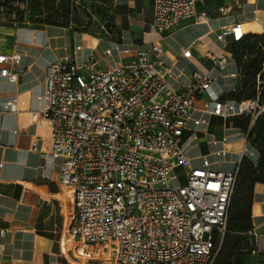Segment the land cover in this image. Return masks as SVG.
I'll return each instance as SVG.
<instances>
[{
  "label": "built area",
  "instance_id": "1",
  "mask_svg": "<svg viewBox=\"0 0 264 264\" xmlns=\"http://www.w3.org/2000/svg\"><path fill=\"white\" fill-rule=\"evenodd\" d=\"M34 1L0 0V25L31 24ZM197 3L153 0V30L164 34L185 21H207L208 16L198 14ZM218 12L227 15L228 9L221 6ZM101 33L115 37L107 26ZM245 36L240 22L216 33L224 47L228 38L240 42ZM133 47L116 43L120 62L96 69L95 57L79 59L82 46L75 45L73 53L47 65L44 92L35 97L42 107L32 112L33 120H47L52 141L51 152L42 154L45 167L57 164L54 180L72 192L68 234L83 250L106 244L110 264H215L241 160L224 165L231 143L227 135L212 137L207 153L198 148L200 135L207 134L213 117L250 116L252 126L264 113L263 79L257 75L255 97L230 98L231 92L212 90L228 64L225 55L212 59L211 72L195 69L187 76L176 62L163 60L159 43ZM191 55V47L181 53L186 59ZM21 61L20 52L0 53V85L17 82ZM241 73L237 66L227 76L234 83ZM25 105L26 100L11 96L0 113L19 114ZM245 139L248 143L247 134ZM178 168L185 169V184ZM247 235L255 243L260 240L254 230Z\"/></svg>",
  "mask_w": 264,
  "mask_h": 264
},
{
  "label": "crops",
  "instance_id": "2",
  "mask_svg": "<svg viewBox=\"0 0 264 264\" xmlns=\"http://www.w3.org/2000/svg\"><path fill=\"white\" fill-rule=\"evenodd\" d=\"M152 2L111 0L109 5L114 15L111 26L116 32L112 40L101 32L78 31L71 26L0 25V53L20 52L23 66L17 82L1 83L0 112L8 97L18 95L26 100L21 113H0V229L4 230L0 238V264H110L112 260L106 244H95L83 250L79 241L68 234L72 192L54 180L59 172L57 164L49 170L45 167L42 154L52 150L50 128L46 119L33 120L32 112L42 107L35 97L44 92L45 69L50 62L73 53L75 45H81L78 58L84 60L93 55L96 69H105L120 62L116 43L149 48L156 42L164 48L163 60L167 64L176 62V67L187 76L195 69L211 72L213 58L228 57L226 68L213 83L215 94L230 93L234 84L237 88L241 85L242 76L234 83L227 76L237 68L232 58L231 39L228 38V45L224 47L216 39V33L234 22H240L246 34L264 33V0H198V14L209 19L199 23L185 21L164 34L156 33L151 26ZM221 6L228 9L227 15L218 12ZM188 47L192 49L191 57L182 58L183 49ZM107 48L112 50L110 55L105 54ZM173 82L177 83L175 79ZM228 119H222V126L217 129H212L211 121L207 134L200 135L199 150L207 153L213 148L209 144L212 137L225 134L231 140L229 153L223 160L225 166L231 167L245 156L241 153L245 144L244 153L257 163L259 152L249 141L246 143L241 128L227 125ZM252 218V230L259 235V242L241 243L240 248L221 255L217 264H264L262 183H256L254 188Z\"/></svg>",
  "mask_w": 264,
  "mask_h": 264
},
{
  "label": "trees",
  "instance_id": "3",
  "mask_svg": "<svg viewBox=\"0 0 264 264\" xmlns=\"http://www.w3.org/2000/svg\"><path fill=\"white\" fill-rule=\"evenodd\" d=\"M10 1V0H6ZM54 1L57 0H35L33 7L46 2L49 3L48 8L54 9ZM104 3H111V0H100ZM61 2L60 6L56 9L55 16L51 19H45L44 21L37 22V24H56L62 26H69V20L71 19V7L73 3L71 0H58ZM53 4V5H52ZM33 10V9H32ZM73 19V18H72ZM112 33L116 34L113 27L107 26ZM232 54L237 63V66L242 71L241 85L237 88L240 90L241 95L244 91L250 90L249 95L234 96L235 92H231L228 97L237 99H247L256 96V84L257 75L260 74L263 79V89L260 93V99L264 101V33L262 34H246L245 38L240 42H231ZM248 56V58H244ZM245 94V93H244ZM216 117H213V119ZM212 119V123H213ZM222 122V118L216 119ZM232 124L235 127L241 128L245 134H247L249 141L256 134L258 141L252 140L253 147L259 152V158L255 163L250 158L244 156L240 161V170L238 173L235 192L232 198V204L230 208V214L227 225V233L233 232L238 235H243L244 239L226 245V236L222 249L216 259L217 264L221 255L227 251L232 252L234 249L240 248V244L244 242H253L247 235V233L253 229V218H252V205L254 201V188L256 183L264 184V113L259 116L253 125L251 126L250 116H233L227 120V125ZM234 230V231H230ZM229 236V235H228ZM228 238V237H227ZM68 264V263H65Z\"/></svg>",
  "mask_w": 264,
  "mask_h": 264
},
{
  "label": "rangeland",
  "instance_id": "4",
  "mask_svg": "<svg viewBox=\"0 0 264 264\" xmlns=\"http://www.w3.org/2000/svg\"><path fill=\"white\" fill-rule=\"evenodd\" d=\"M53 3L55 5L54 9H50V7L48 8L49 3L46 2L37 5V7H33L32 8L33 10L30 13L31 23L34 24L35 21L40 22V21H44L45 19L50 20L52 16L54 17L57 11L56 9L58 8V6H60L61 2L54 1ZM112 9H113L112 5H109V3L108 4L104 3L100 0H79V3H73L71 7L70 10L71 19L69 20V27L71 26L73 29L78 31H88L97 34L98 32H101L104 26H110L114 22V15L112 13ZM38 25L42 26L44 25V23ZM244 93L243 95H249L250 90H247L246 92L244 91ZM243 95H241L240 90L236 89L234 95L235 97L243 96ZM216 119L217 118L213 119L212 129H217L219 126L220 127L222 126V123L220 121H217ZM252 140L259 142L258 136L256 134L253 136V138L250 141L248 139L251 145L254 146ZM203 150L206 151L205 149ZM193 152H194L193 154H197V150ZM176 171L180 176V182L182 184H185L186 182L185 169L178 168ZM228 229H229V225H228ZM230 231H234V230H230ZM228 235L226 236L225 245L227 240L229 241L228 243H232L236 241L237 238H239V240L244 239V236L242 234L238 235L233 232H230L228 233Z\"/></svg>",
  "mask_w": 264,
  "mask_h": 264
},
{
  "label": "bare ground",
  "instance_id": "5",
  "mask_svg": "<svg viewBox=\"0 0 264 264\" xmlns=\"http://www.w3.org/2000/svg\"><path fill=\"white\" fill-rule=\"evenodd\" d=\"M255 157V156H254Z\"/></svg>",
  "mask_w": 264,
  "mask_h": 264
}]
</instances>
